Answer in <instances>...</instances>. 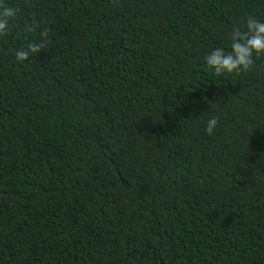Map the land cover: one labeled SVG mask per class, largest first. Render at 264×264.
Masks as SVG:
<instances>
[{"label":"trees","instance_id":"trees-1","mask_svg":"<svg viewBox=\"0 0 264 264\" xmlns=\"http://www.w3.org/2000/svg\"><path fill=\"white\" fill-rule=\"evenodd\" d=\"M249 18L264 0H0V264H264V53L206 62Z\"/></svg>","mask_w":264,"mask_h":264},{"label":"clouds","instance_id":"clouds-1","mask_svg":"<svg viewBox=\"0 0 264 264\" xmlns=\"http://www.w3.org/2000/svg\"><path fill=\"white\" fill-rule=\"evenodd\" d=\"M5 16L12 17L15 15L11 10H5ZM250 27L255 28L256 34L250 39H247L243 45L235 43L232 46V50L237 53L233 56L231 53L223 54V49L219 52L214 51L212 58H206L207 64L212 67L216 73L223 74L225 72L238 71L241 68L248 69L253 64V53L261 54L264 53V22L249 18L248 20ZM7 29V21L0 20V32H4ZM36 51V48H32ZM25 52H18L17 56L23 60L26 57ZM218 121L213 118L207 122L206 131L211 135L213 130L217 126Z\"/></svg>","mask_w":264,"mask_h":264}]
</instances>
